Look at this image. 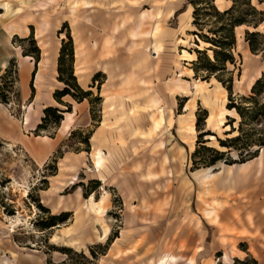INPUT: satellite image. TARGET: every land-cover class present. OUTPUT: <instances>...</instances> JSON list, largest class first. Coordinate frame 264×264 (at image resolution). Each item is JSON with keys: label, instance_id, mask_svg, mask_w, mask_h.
Instances as JSON below:
<instances>
[{"label": "rangeland", "instance_id": "rangeland-1", "mask_svg": "<svg viewBox=\"0 0 264 264\" xmlns=\"http://www.w3.org/2000/svg\"><path fill=\"white\" fill-rule=\"evenodd\" d=\"M197 1L196 26L187 0L0 1V72L9 68L6 81L13 68L17 75L9 102L0 104V264H264V195L252 193V176L221 162L191 164L195 149L197 159L207 155L196 144L197 115L207 147L226 151L217 139L237 134L239 117L228 106L242 104L264 74V57L249 52L244 31H258L264 44V18L255 29L233 30V63L215 73L230 79L229 94L206 71L213 58L201 36H222L225 20L214 6L230 2ZM252 4L264 13V4ZM245 14L242 6L231 16ZM67 35L72 76L90 95L64 96L60 105L52 93L64 87L56 67ZM33 47L36 65L34 54L25 55ZM48 106L72 113L67 132L60 122L33 132ZM88 132L86 150L79 139ZM37 136L54 139L41 163ZM58 172L61 188L47 193Z\"/></svg>", "mask_w": 264, "mask_h": 264}, {"label": "trees", "instance_id": "trees-1", "mask_svg": "<svg viewBox=\"0 0 264 264\" xmlns=\"http://www.w3.org/2000/svg\"><path fill=\"white\" fill-rule=\"evenodd\" d=\"M211 1L214 2V0ZM225 1L230 2V5L226 9L219 10L216 8V6L213 5L217 16H219L220 19L225 20L224 23L220 24L219 28L217 29V32L221 33L223 37L218 34L216 35V33H212V37L202 35L201 39L203 43L209 45L207 49L212 52L213 58L211 63L208 62V67L206 68V71L209 72L211 75H214L215 79L219 83H221L222 85L224 84L225 89L230 94V79L224 81L219 77H216L215 73L223 72L225 70L226 62H229L230 64L233 63V59L230 54V49H232L234 45V40H236L237 42L236 32L233 33V30L235 31L238 27H251L255 29L263 21L264 13L262 11H259L256 6L252 4V0ZM187 2L193 7L192 23L196 26V17L197 12L200 10L198 7L200 5V2L197 0H187ZM255 2L257 5L264 4V0H255ZM242 6L245 8V15H239L236 17L231 16L234 11H236ZM247 17H249L250 19H247ZM193 34L198 35L194 31ZM66 37L67 42H62L59 48L56 67V79L58 82L62 83L64 87L60 90H55L52 93L53 100L60 105H63L61 102V98L64 96H69L72 100L76 102H81L82 100L87 99V97L90 95L89 91H83L80 87H78V85H76L75 79L72 76V49L70 47L69 36L67 35ZM257 38L261 40L258 44H255L254 39ZM27 39H29L32 45H34L31 34H29ZM244 41L247 43V47L250 53H260L264 57V44L262 42V36L258 31L245 30ZM33 49L34 51L27 52L25 53V55L34 54V61L36 65L38 62V49H36L35 47H33ZM65 49H67L66 53L64 52ZM202 52H204V50ZM65 56L66 59L64 58ZM8 69L9 68L6 67L2 73L0 72V104L2 105L7 104L9 102V95L10 93H12L10 90L17 82L16 70L14 68L11 72L12 77L10 78V81H6V77L10 71ZM31 91L33 92L32 88ZM240 100L242 104L233 105L231 103L228 106L229 109L234 108L239 117V122L236 128L237 134L231 138H227L224 140L217 139L219 147L224 148L226 151H219L215 148L205 146L204 144L207 140L199 141V139H201L202 136L207 134V132H201L203 128H199L200 118L197 115L195 120V128L200 133L197 134L196 144H199L198 149H200L204 153H207V155L202 154L201 157L197 159L196 153H198V151L195 149L191 155V164L194 168H198L199 166L205 168L213 167V165L220 162L225 165L242 164L258 156L259 149L264 147V74H262L261 77L254 81V83L250 87L248 95L241 96ZM64 106L66 107L65 110L68 112L70 110L69 104H64ZM62 112L63 111L59 110L57 107H45L42 110L43 116L41 117L39 124L36 125L33 132L37 135V133H39L40 131H45L47 126L49 125H52V127H57L59 122L61 123ZM201 112L203 113L204 121L207 116V112L204 109H201ZM91 120H93L92 115ZM249 124H253L256 128L250 127L248 129H245V127L249 126ZM233 132L234 128L231 127L229 131L226 132V134H230ZM90 135L91 133L88 132L87 134L81 136L79 139V142L85 145L86 150L88 148V139ZM211 135L214 136V134ZM231 150L236 152V158L231 157ZM55 219L56 216L49 217L51 223L45 226H52V221H54Z\"/></svg>", "mask_w": 264, "mask_h": 264}, {"label": "crops", "instance_id": "crops-1", "mask_svg": "<svg viewBox=\"0 0 264 264\" xmlns=\"http://www.w3.org/2000/svg\"><path fill=\"white\" fill-rule=\"evenodd\" d=\"M1 1V0H0ZM14 26H11L8 28L9 31H11L10 35H15V33L13 32L14 31ZM240 28V27H238ZM237 29V28H236ZM36 36V34H35ZM35 39L37 37H34ZM37 43V41H36ZM40 45V44H39ZM38 43H37V46L38 48H41L39 47ZM42 49V48H41ZM43 53V52H41ZM22 57H26V56H20L21 60ZM28 61V60H26ZM29 62V65L31 66L30 64V61ZM40 62H38L39 64ZM35 65V63H34ZM4 67V64L3 63H0V68H3ZM40 68H38V70L35 72V75H34V78H33V87L34 88H39V85H40V82L41 80L37 81L36 78H37V75L40 74ZM41 76V79H42V74H40ZM39 83V85H38ZM36 84V85H35ZM38 85V87H37ZM21 86H22V95L23 97H25L27 95V88L25 87V78H24V82L21 83ZM35 98V96H34ZM33 98V99H34ZM31 104V103H30ZM29 104V105H30ZM45 106V104H41L40 108L42 109L43 107ZM208 114V113H207ZM65 115L63 114V120L65 119L64 118ZM62 120V121H63ZM62 121L60 123V131L62 132ZM35 138H38L40 140H42L37 147H35L33 149V152L35 153V156L38 160H40V163L43 162L46 157L48 156V152H50V148H52L54 146V139H50V138H47L45 136H37ZM261 150L264 151V148ZM261 152V151H260ZM254 164L257 165V168L252 171V169H250ZM230 168H235L236 170H239V172H242V176L243 177H249V176H252L253 178V186L256 188L255 191L252 190V193L255 194V193H259L261 195H264V156L261 158V153H259L258 157L252 159V160H249L245 163H242V164H234V165H230L229 166ZM63 176H61V174L58 172L55 176H52V179H51V182L49 184V188L47 189V193H52V194H55V193H58V191H54L55 189L56 190H59L63 184Z\"/></svg>", "mask_w": 264, "mask_h": 264}, {"label": "bare ground", "instance_id": "bare-ground-1", "mask_svg": "<svg viewBox=\"0 0 264 264\" xmlns=\"http://www.w3.org/2000/svg\"><path fill=\"white\" fill-rule=\"evenodd\" d=\"M14 30H15V28H14ZM42 32H43V27H40V29H39V35H41L42 34ZM38 34H36V36H37ZM35 36V37H36ZM37 43H38V45L41 43V41H37ZM75 56H76V54H75ZM22 59L23 60H28V61H30V64L32 65V63H33V61H32V58L30 57V56H26V57H22ZM76 72V71H75ZM41 74V73H40ZM40 74H38L37 75V78H36V80L37 81H39V80H41V76H40ZM39 82H41V81H39ZM36 85V84H35ZM38 85H39V83H38ZM38 85H37V87H38ZM37 89V88H36ZM64 115H65V119L62 121V132H67L68 130H69V124L71 123V120H72V113H63ZM23 125H27L28 124V119H27V117L23 120ZM90 199H92V197L90 198Z\"/></svg>", "mask_w": 264, "mask_h": 264}]
</instances>
